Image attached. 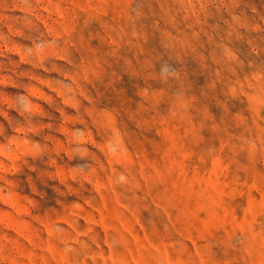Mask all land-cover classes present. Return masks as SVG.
<instances>
[{
    "label": "rangeland",
    "instance_id": "rangeland-1",
    "mask_svg": "<svg viewBox=\"0 0 264 264\" xmlns=\"http://www.w3.org/2000/svg\"><path fill=\"white\" fill-rule=\"evenodd\" d=\"M0 264H264V0H0Z\"/></svg>",
    "mask_w": 264,
    "mask_h": 264
}]
</instances>
